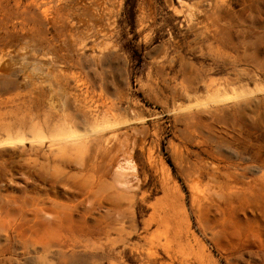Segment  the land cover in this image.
<instances>
[{
	"label": "rangeland",
	"instance_id": "obj_1",
	"mask_svg": "<svg viewBox=\"0 0 264 264\" xmlns=\"http://www.w3.org/2000/svg\"><path fill=\"white\" fill-rule=\"evenodd\" d=\"M0 264H264V0H0Z\"/></svg>",
	"mask_w": 264,
	"mask_h": 264
}]
</instances>
